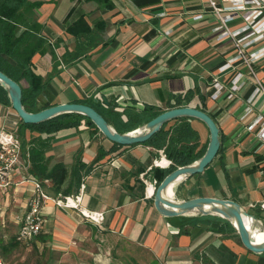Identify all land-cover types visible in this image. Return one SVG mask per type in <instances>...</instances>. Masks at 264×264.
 <instances>
[{"label": "crops", "instance_id": "0c3cea01", "mask_svg": "<svg viewBox=\"0 0 264 264\" xmlns=\"http://www.w3.org/2000/svg\"><path fill=\"white\" fill-rule=\"evenodd\" d=\"M37 1L40 4L32 8L31 16L41 24L47 47L30 58L43 82L36 107L79 100L100 107L110 123L114 116L101 107L107 103L122 120L124 110L139 112L144 106L160 111L176 106L201 109L218 128L220 149L201 172L177 181L173 196L231 199L247 212L264 216L259 208L264 201V145L254 135L264 124V96L256 94L249 101L254 83L243 62L224 66L232 47L228 40H214L215 19L205 0H107L109 7L96 0ZM79 17L90 27L101 24L92 31L94 46L72 58L69 53L76 39L65 26ZM252 66L256 79L264 84V60ZM237 73L240 86L227 97ZM19 84L26 86L23 79ZM188 122L197 131L199 145H204L205 126L193 118ZM18 125L14 110L0 104V129H18ZM35 136L49 137L43 150L47 166L61 162L66 175L54 191L47 178L37 179L28 171L27 144L20 146V162L11 172V182L0 188L3 258L18 246L11 243L4 217L10 210L15 230L31 191L29 178L39 180L49 196L63 195L60 191L68 185L76 152L88 164L101 151L81 177L80 204L101 212L102 220L88 221L71 208L55 206L50 198L43 200L30 264H264V252L244 248L235 232L216 231L219 219L196 223L179 233L155 210L152 197L144 195L140 176L153 160L162 158L152 156L153 147L114 145L83 120L48 134L23 132L25 141Z\"/></svg>", "mask_w": 264, "mask_h": 264}, {"label": "trees", "instance_id": "16d2710c", "mask_svg": "<svg viewBox=\"0 0 264 264\" xmlns=\"http://www.w3.org/2000/svg\"><path fill=\"white\" fill-rule=\"evenodd\" d=\"M96 1L109 7V4L106 2L107 0ZM39 4L40 1L37 0H0V71L18 84L21 79L25 80L26 86H20L19 84L20 101L23 108L29 112H34L53 105L48 104L38 108L35 104L36 97L42 91L43 82L40 76L34 73L30 58L34 53H43L47 47V42L41 35V24L36 22L31 16L32 8L39 6ZM100 24L101 23L90 27L81 17L70 24H66L65 30L73 34L76 39L74 50L69 53V56L74 58L94 46L96 36L93 35L92 31L97 29V26L99 27ZM74 102L91 106L105 119L107 124L111 125V127L119 133L125 132L121 127L122 125L126 127V131L132 130L160 112V110L151 106H144L139 112L124 110L125 119L122 120L119 117V113L108 108L109 104L107 103L105 106L101 107L105 108L111 116H114L112 118L113 122L110 123L108 122L107 115L103 113L100 107L79 100ZM178 103L179 100H177L176 104ZM0 104L10 106L6 91L2 86H0ZM188 119L187 117H177L168 120L162 123L159 129L147 140L141 142L156 150L160 149L164 158L169 161L168 165L165 167L151 166L148 170L150 179H155L156 184L165 174L175 167L190 163L197 159L205 149L207 142L204 145H199L197 131L190 126ZM18 120L19 125L17 133L20 139V146L23 147L24 144H27L28 171L37 179L47 178L51 183L52 189L58 191L66 175V168L61 162H56L50 167L47 166V159L43 154V150L49 145V137L41 138L35 136L25 141L23 139L24 130L27 129L29 132L48 134L62 128L75 127L80 123V120H83L85 124L91 126L95 131H97L96 127L88 118L74 112L60 113L37 123H23L19 118ZM169 122L171 123L168 124ZM112 144L121 146L116 143ZM219 149L220 147L218 146L215 155H217ZM101 154L102 152L98 151L96 158L90 163L85 164L79 159V151L76 152L69 170L68 185L60 192L64 195L76 192L81 177L90 170L92 164ZM152 156L157 158L159 155L157 151H155ZM166 218L177 227L179 233H185L187 227L196 223H205L212 218L219 219L210 214H196L193 216L177 215ZM219 220H221V223L215 228L216 231L224 229L228 232H235L227 220L223 218ZM262 224L264 226V219ZM15 242L13 235L11 243L14 244Z\"/></svg>", "mask_w": 264, "mask_h": 264}, {"label": "built area", "instance_id": "2783aa9c", "mask_svg": "<svg viewBox=\"0 0 264 264\" xmlns=\"http://www.w3.org/2000/svg\"><path fill=\"white\" fill-rule=\"evenodd\" d=\"M208 9L215 19V24L211 30L214 33V40H228L232 47V55L225 61L224 66H229L234 61L244 63L248 75L252 78L254 86L251 100L256 94L264 96V84L260 83L254 74L252 63L256 60H264V0H205ZM196 17H199L197 15ZM240 74H235L231 79V86L227 97L232 95V92L239 88L238 78ZM213 86L217 87V82H213ZM219 88H217L218 90ZM213 94L216 96V92ZM250 108H246L245 112H249ZM254 119L248 128H252L256 121ZM255 137L261 144L264 145V124L255 131ZM20 139L17 133V128H1L0 129V188H4L11 182V172L17 167L20 162ZM157 153L164 158L161 150H156ZM167 161L168 165L169 161ZM151 166H158L153 160L146 170L140 174L141 180L144 183V195L152 197L155 179L145 180L144 174ZM162 167V166H161ZM25 179V178H24ZM32 187L29 195L25 199L24 209L18 217L16 230L14 232V240L19 244H27L40 231L41 215L40 207L43 200L50 198L55 206L63 208H71L75 210L83 219L91 222H100L102 213L94 210H89L80 204L81 195L84 190L83 184L80 182L76 192L61 195L56 193L49 196L42 183L35 179L29 178ZM147 186H150V192H146ZM260 209H264V201L259 204Z\"/></svg>", "mask_w": 264, "mask_h": 264}, {"label": "water", "instance_id": "95a60500", "mask_svg": "<svg viewBox=\"0 0 264 264\" xmlns=\"http://www.w3.org/2000/svg\"><path fill=\"white\" fill-rule=\"evenodd\" d=\"M0 86L5 89L10 107L23 123H37L60 113L74 112L88 118L104 138L120 145L144 142L159 129L162 123L173 118L187 117L199 120L208 132L207 143L203 153L197 159L175 167L162 177L154 187L152 205L160 215L165 217L210 214L223 218L233 227L244 248L254 253L264 252V239L254 242L251 233H249L244 224L243 216L251 217L254 220V224H257L259 228H264L263 224L258 222L256 217L244 210L236 201L214 196H195L186 199H176L173 197L174 185L172 186V183L201 172L215 156L219 146L218 128L210 116L201 109L190 106L167 108L138 127L119 133L107 124L105 119L96 110L83 103L63 102L34 112L26 111L21 105L19 84L1 71ZM102 99L106 102L104 98ZM168 187L169 194L167 193Z\"/></svg>", "mask_w": 264, "mask_h": 264}, {"label": "rangeland", "instance_id": "374dc122", "mask_svg": "<svg viewBox=\"0 0 264 264\" xmlns=\"http://www.w3.org/2000/svg\"><path fill=\"white\" fill-rule=\"evenodd\" d=\"M195 120H197V119H195ZM198 122H200V121L198 120ZM200 124H203V123L201 122ZM143 178L145 180H149L150 179L149 173L147 174V176L144 175ZM142 184L144 186L143 182H142ZM174 186H175V184H174ZM9 208L12 209L14 212H16V210H17L16 208L14 209V207H12L11 204L9 205ZM248 212L250 213V211H248ZM250 214H252V213H250ZM6 215H7V217H6V219L4 217V221L6 223H8L7 224L8 225L7 232L11 233V235H12L11 239H12L13 235H14V232L16 230V227H15V230H14V224L12 223V221H10V216H11L10 210H8ZM189 215H193V214H189ZM252 215L254 217H256L258 222H260V223L263 222L264 216L260 217V216H258V214H252ZM218 218L220 219V217H218ZM215 220H217V218ZM33 239L31 241H29L27 244H19V243L15 242V244L18 245V246L16 248H13L9 253H7V254L4 253V258H3V256H1L3 253H1L2 250H0V259H1L2 263L3 264H21V263L22 264H30V260L33 257V253L31 251L30 246H31V244L33 242ZM135 264H137V263L135 262Z\"/></svg>", "mask_w": 264, "mask_h": 264}, {"label": "bare ground", "instance_id": "6f19581e", "mask_svg": "<svg viewBox=\"0 0 264 264\" xmlns=\"http://www.w3.org/2000/svg\"><path fill=\"white\" fill-rule=\"evenodd\" d=\"M156 164L160 166H165L167 164V161L165 158H161L157 160ZM175 183L176 181L172 183V186ZM146 191L147 193L150 192V186H147ZM167 193L168 194L170 193L169 187H168ZM243 221H244V224L247 230L249 231V233H251L252 239L254 240V242H259L260 240L264 239V228H259L257 224H254V220L249 216H243Z\"/></svg>", "mask_w": 264, "mask_h": 264}]
</instances>
